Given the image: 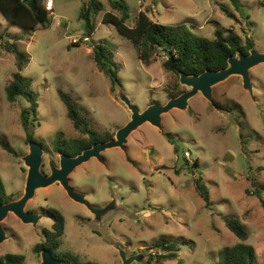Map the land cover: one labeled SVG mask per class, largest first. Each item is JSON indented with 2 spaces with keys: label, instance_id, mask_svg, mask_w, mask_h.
Masks as SVG:
<instances>
[{
  "label": "rangeland",
  "instance_id": "rangeland-1",
  "mask_svg": "<svg viewBox=\"0 0 264 264\" xmlns=\"http://www.w3.org/2000/svg\"><path fill=\"white\" fill-rule=\"evenodd\" d=\"M97 1L103 8L92 17L96 30L90 37L80 19L87 0H54L55 15L36 30L9 23L0 10V137L16 152L0 146V175L12 201L25 193L29 168L24 159L30 148L21 112L29 103L7 100L6 88L18 72L7 41L30 59L21 74L31 79L37 95L40 125L34 137L42 143L45 174L51 173L50 163L59 167L58 135L67 141L89 138L68 117L60 92L71 96L89 128L110 141L131 119L122 94L143 111L189 90L168 68V52L159 49L149 64L142 62L133 43L102 21L107 12L120 17V10L108 0ZM239 1L236 7L231 0H124L131 27L145 12L154 22L185 25L208 39L215 38L216 30L233 32L264 52V0ZM101 44L117 64L121 86H114L96 64L94 47ZM250 77L252 88L240 76H230L213 87L212 102L199 93L187 110L164 114L162 130L146 123L127 139L126 151L108 149L102 153L104 162L93 158L79 166L70 185L91 208L104 209L99 219L59 184L39 189L26 211L41 220L25 224L10 214L0 256L19 254L25 264H41L34 248L45 242L42 230L52 228L51 210L56 209L66 220L61 249L82 262L123 264L121 247L129 257L143 254L145 263L165 239L180 250L176 259L161 264H221L224 248L239 241L223 219L234 216L246 226L258 264H264V210L253 193L264 185V64L252 68ZM198 180L210 191L212 209L196 187Z\"/></svg>",
  "mask_w": 264,
  "mask_h": 264
},
{
  "label": "trees",
  "instance_id": "trees-1",
  "mask_svg": "<svg viewBox=\"0 0 264 264\" xmlns=\"http://www.w3.org/2000/svg\"><path fill=\"white\" fill-rule=\"evenodd\" d=\"M114 9L120 10V17L107 12L103 16V23L114 26L117 31L130 40L134 47L140 52L142 62L149 64L154 52L159 49L168 52L171 46L172 56L168 58L167 66L178 76L186 74L197 76L207 70L220 71L228 67L231 57L238 54L249 55L254 50L252 41L247 40L243 43L242 38L233 32L215 31V38L208 39L198 36L190 31L185 25L165 26L152 21L144 12L140 13L134 26L127 24L130 13L124 0H108ZM233 4L240 6L239 0H231ZM81 12V18L85 23V37H90L96 28L92 17L102 11V3L97 0H87ZM0 10L5 19L22 29L36 30L38 27H46L50 22L51 15L45 7L44 0H0ZM1 37V36H0ZM7 49L17 57L16 67L18 72L14 74L13 81L6 88V97L10 103H15L24 98L29 106L22 110L21 121L26 133L28 142H36L34 137L35 128L40 125L38 120V100L36 93L32 90V81L24 77L21 72L26 69L30 59L21 52L16 43L7 41ZM95 61L99 69L106 73L114 86H121L118 77L117 64L111 59L108 49L104 45L94 47ZM61 93L68 117L74 122L76 129L89 135L88 139L64 140L58 135L55 141V151L61 154L77 156L84 150L90 149L95 143L105 142L108 139L100 137L95 131L89 128L86 119L82 117L77 109L75 102L68 94ZM112 139V138H111ZM42 144V143H40ZM0 146L10 154L16 155L15 150L0 137ZM132 162L133 160L129 158ZM197 189L206 203V207L212 209L210 191L206 185L197 181ZM264 185L261 190L255 189L254 194L258 196L261 207L264 210ZM11 201L7 195L2 176L0 175V205ZM54 217L53 231L46 230V240L44 243L37 244L34 248L35 253L40 254L43 250L52 252L55 258L64 264H98L95 262H82L77 256L61 249V239L65 234L66 220L64 215L56 210H51ZM224 222L228 229L239 240L233 246H226L222 253L221 264H258L257 253L252 245L247 244L249 232L246 226L238 217L225 216ZM158 254L151 255L144 264H161L167 260L177 258L179 247L173 242L160 239L155 245ZM0 264H25V257L19 254H6L0 256Z\"/></svg>",
  "mask_w": 264,
  "mask_h": 264
},
{
  "label": "water",
  "instance_id": "water-1",
  "mask_svg": "<svg viewBox=\"0 0 264 264\" xmlns=\"http://www.w3.org/2000/svg\"><path fill=\"white\" fill-rule=\"evenodd\" d=\"M168 58L172 56L171 46H168ZM264 64V52L252 50L249 55L238 54L231 57L228 61V67L220 71L207 70L200 75L188 76L180 75V82L189 88L176 98L170 99L166 104H152L145 110L140 111L132 104L128 97L122 94V100L131 112V119L125 126L120 128L113 140L95 143L90 149L84 150L81 154L72 157L66 154H60L59 167L50 163L51 173L46 175L42 172L43 164V148L38 142H29L30 154L25 157V164L28 166V174L25 185L24 195L16 201L8 202L0 205V243L7 238L6 230L3 228V222L10 214L16 215L23 223L37 225L41 220V216L35 213L27 212L26 207L32 200L39 189L47 188L56 183L64 189L67 195L74 201L86 205L90 210L96 212V219H99L103 210L91 208L85 200V195L75 191L70 185V176L82 164L93 158L104 162L102 153L108 149L121 148L126 151V142L130 135L146 123H150L156 128L162 130V116L173 109L187 110L189 100L201 93L208 101L212 102V89L215 85L225 81L230 76H240L247 88H252L250 71L252 68ZM171 69L173 66L171 64ZM124 95V96H123ZM188 164V162H187ZM120 252L123 264H132L134 261L144 263L143 254L128 256L127 252L121 247H117ZM41 264H63L62 261L56 259L48 250L41 253Z\"/></svg>",
  "mask_w": 264,
  "mask_h": 264
},
{
  "label": "flooded vegetation",
  "instance_id": "flooded-vegetation-1",
  "mask_svg": "<svg viewBox=\"0 0 264 264\" xmlns=\"http://www.w3.org/2000/svg\"><path fill=\"white\" fill-rule=\"evenodd\" d=\"M114 138H115V136H113L111 140H113ZM105 142H106V141H105ZM41 145H42V144H41ZM57 154L60 155L61 153H57ZM66 155H67V154H66ZM69 156H70V155H69ZM72 157H73V156H72ZM43 166H44V162H43V164H42V167H43ZM41 170H42V168H41ZM42 172H43V170H42ZM43 173H44V172H43ZM44 174H45V173H44ZM46 175H48V174H46ZM56 184H59V183H56ZM59 185H60V184H59ZM79 193H80V192H79ZM84 198H85V197H84ZM85 200H86V199H85ZM11 201H12V200H11ZM11 201H10V202H11ZM75 202H76V201H75ZM78 203H79V202H78ZM87 208H88V207H87ZM3 228L6 229L5 226H4V222H3ZM46 230L53 231V226H52L51 229H43V230H42L43 235H44V238H46ZM41 253H42V252H41ZM41 253H40V254H41ZM51 253H52V252H51ZM52 255H53V254H52ZM56 259H58V258H56ZM58 260H60V259H58ZM60 261H62V260H60ZM62 262H63V261H62ZM63 264H64V262H63Z\"/></svg>",
  "mask_w": 264,
  "mask_h": 264
},
{
  "label": "built area",
  "instance_id": "built-area-1",
  "mask_svg": "<svg viewBox=\"0 0 264 264\" xmlns=\"http://www.w3.org/2000/svg\"><path fill=\"white\" fill-rule=\"evenodd\" d=\"M54 5H55L54 0H46V2H45V7H46L47 11L51 12V14H53V15H55L53 13Z\"/></svg>",
  "mask_w": 264,
  "mask_h": 264
},
{
  "label": "crops",
  "instance_id": "crops-1",
  "mask_svg": "<svg viewBox=\"0 0 264 264\" xmlns=\"http://www.w3.org/2000/svg\"><path fill=\"white\" fill-rule=\"evenodd\" d=\"M45 1H46V0H45ZM54 12H55V11H53V13H54ZM49 13H50V15H52L51 12H49ZM54 14H55V13H54ZM54 17H55V16H54Z\"/></svg>",
  "mask_w": 264,
  "mask_h": 264
}]
</instances>
